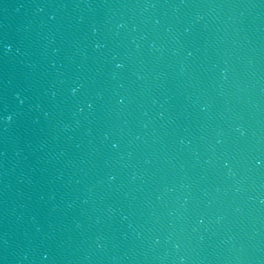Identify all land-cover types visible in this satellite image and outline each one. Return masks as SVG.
Masks as SVG:
<instances>
[{
    "label": "water",
    "instance_id": "water-1",
    "mask_svg": "<svg viewBox=\"0 0 264 264\" xmlns=\"http://www.w3.org/2000/svg\"><path fill=\"white\" fill-rule=\"evenodd\" d=\"M121 264H264V0H229Z\"/></svg>",
    "mask_w": 264,
    "mask_h": 264
}]
</instances>
